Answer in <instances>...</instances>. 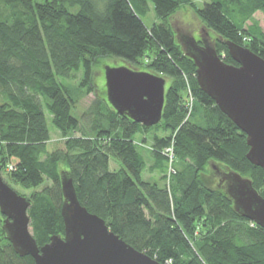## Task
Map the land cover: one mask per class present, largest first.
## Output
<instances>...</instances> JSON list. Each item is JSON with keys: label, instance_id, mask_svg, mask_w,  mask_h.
Masks as SVG:
<instances>
[{"label": "trees", "instance_id": "obj_1", "mask_svg": "<svg viewBox=\"0 0 264 264\" xmlns=\"http://www.w3.org/2000/svg\"><path fill=\"white\" fill-rule=\"evenodd\" d=\"M151 4L157 21L149 27L143 17ZM184 4L215 33L226 62L237 64L226 40L264 58V29L253 18L264 13V0H205L203 7L193 0H0V165L13 182L33 189L25 196L40 246L64 234L65 171L90 212L164 264H264V228L234 209L217 172L249 177L264 196V169L247 158L245 132L198 84L171 22ZM105 56L171 80L160 123L146 127L103 96L87 110L88 126L81 125L73 107L94 91L93 68ZM79 77L78 85L68 83ZM45 108L64 135L83 134L50 149ZM153 129L166 133L152 139L149 170L160 169L161 181L143 178L147 160L136 139L144 133L146 144ZM170 146L176 172L169 175ZM111 159L121 167L111 169ZM4 219L0 210V264H36L15 251Z\"/></svg>", "mask_w": 264, "mask_h": 264}, {"label": "water", "instance_id": "obj_2", "mask_svg": "<svg viewBox=\"0 0 264 264\" xmlns=\"http://www.w3.org/2000/svg\"><path fill=\"white\" fill-rule=\"evenodd\" d=\"M177 38L197 67L199 86L245 132L247 158L264 169V58L244 45L226 40L229 53L237 62L231 64L220 55L209 32L203 33L201 40L183 32ZM105 78L107 99L117 112L146 127L161 122L166 77L127 65H107ZM219 174V185L234 209L264 228V196L253 181L231 169ZM61 184L64 234H55L40 246L28 212L31 202L5 181L0 165L3 228L20 256L30 255L36 264H164L126 242L109 228L105 219L90 212L80 202L69 172H62Z\"/></svg>", "mask_w": 264, "mask_h": 264}, {"label": "rangeland", "instance_id": "obj_3", "mask_svg": "<svg viewBox=\"0 0 264 264\" xmlns=\"http://www.w3.org/2000/svg\"><path fill=\"white\" fill-rule=\"evenodd\" d=\"M194 5L197 7H203L205 5V0H193ZM153 5L151 4V10L143 17L145 23L151 27L154 22L157 21V18L155 16L154 10L152 9ZM253 18L255 20H258L261 24V26L264 29V13L261 11H258L254 14ZM171 22L174 26V29L176 31V34L178 35L180 32L183 33H191L194 34L197 38L201 37L203 33L209 32V36L211 40H214L216 38V35L212 31H208L201 20L199 19L197 12L195 8H193L190 4H184L177 12H175L171 16ZM248 23H251L250 21ZM111 65V66H119V65H127L130 66L127 62H125L121 58L117 57H110L105 56L102 57L100 60V63L94 66L93 68V77H92V83L94 87V91L92 93H88L86 95H82L80 99H77L74 107H73V113L77 117L81 118V125L88 126V123H86V120L84 119V116L87 112V110L90 108V106L94 103V101L99 98L105 96L107 99V93H106V78H105V66ZM133 67V66H130ZM134 68V67H133ZM135 69H137L135 67ZM139 70V69H138ZM153 72V71H152ZM155 73V72H153ZM83 72H79V76L81 77ZM75 80H69V84H75L78 85V81L80 79ZM171 83V80L167 78V87ZM48 124L52 132V138L49 142V148L54 149L55 147L64 148L65 142L69 137L73 136H81L83 134L82 130H74L70 132L68 135H64L60 130H58L52 122V117L48 113V110L45 108ZM158 133L159 135L166 134L163 130H157L153 129L150 132H148V139L147 143L144 144L141 142V140L145 137L144 133H138L136 136L137 139V145L139 146V150L145 155L147 160V169L144 171L143 178L149 179V180H162V173L161 170H157L156 172H151L149 170L153 158H152V151L153 150V143L152 139L155 136V134ZM216 165V164H215ZM121 167V162H116L114 159H111V169H118ZM178 167V166H177ZM10 168V166H9ZM222 168V167H221ZM212 169V168H211ZM225 169V168H224ZM161 173V174H160ZM164 174V173H163ZM4 178L20 193L23 195L29 196L33 189H26L22 185L13 182L6 173L3 172ZM210 176V175H209ZM212 176V174H211ZM214 186H216L213 183Z\"/></svg>", "mask_w": 264, "mask_h": 264}, {"label": "built area", "instance_id": "obj_4", "mask_svg": "<svg viewBox=\"0 0 264 264\" xmlns=\"http://www.w3.org/2000/svg\"><path fill=\"white\" fill-rule=\"evenodd\" d=\"M188 98H189V103H188V107H189V114H188V117L189 115L191 114V111H192V106H193V100H194V96L191 92V90L189 91V94H188ZM167 153H169L170 157H171V163H170V166H169V175L172 173V172H176L175 170V167H174V164L172 163L174 161V153H173V147L170 146L168 148H166L165 150ZM10 169H11V166H10ZM171 260L167 262V264H171Z\"/></svg>", "mask_w": 264, "mask_h": 264}, {"label": "flooded vegetation", "instance_id": "obj_5", "mask_svg": "<svg viewBox=\"0 0 264 264\" xmlns=\"http://www.w3.org/2000/svg\"><path fill=\"white\" fill-rule=\"evenodd\" d=\"M198 38H199V40H201V37H198ZM217 172H218V179H220V174H219V173H220L221 171H217Z\"/></svg>", "mask_w": 264, "mask_h": 264}]
</instances>
